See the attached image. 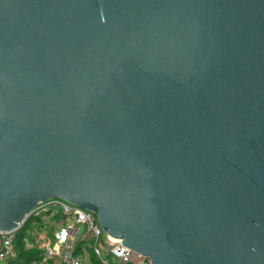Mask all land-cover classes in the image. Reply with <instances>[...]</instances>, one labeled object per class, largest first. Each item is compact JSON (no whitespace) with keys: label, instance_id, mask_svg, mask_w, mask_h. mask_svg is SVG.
Returning a JSON list of instances; mask_svg holds the SVG:
<instances>
[{"label":"water","instance_id":"water-1","mask_svg":"<svg viewBox=\"0 0 264 264\" xmlns=\"http://www.w3.org/2000/svg\"><path fill=\"white\" fill-rule=\"evenodd\" d=\"M52 199L154 264H264V0H0V231Z\"/></svg>","mask_w":264,"mask_h":264},{"label":"built area","instance_id":"built-area-1","mask_svg":"<svg viewBox=\"0 0 264 264\" xmlns=\"http://www.w3.org/2000/svg\"><path fill=\"white\" fill-rule=\"evenodd\" d=\"M20 231L25 249L39 250L34 264H154L102 231L96 212L63 199L38 204L18 228L0 231V264L16 257Z\"/></svg>","mask_w":264,"mask_h":264},{"label":"trees","instance_id":"trees-1","mask_svg":"<svg viewBox=\"0 0 264 264\" xmlns=\"http://www.w3.org/2000/svg\"><path fill=\"white\" fill-rule=\"evenodd\" d=\"M24 231H20L17 241V254L14 259H11L8 264H34L33 262L39 259V250L25 249L23 242Z\"/></svg>","mask_w":264,"mask_h":264}]
</instances>
